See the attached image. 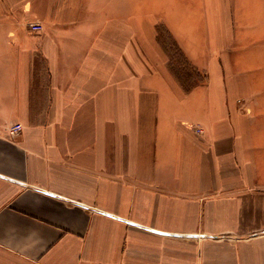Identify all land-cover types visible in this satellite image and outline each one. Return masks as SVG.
Wrapping results in <instances>:
<instances>
[{
    "label": "crops",
    "instance_id": "0c3cea01",
    "mask_svg": "<svg viewBox=\"0 0 264 264\" xmlns=\"http://www.w3.org/2000/svg\"><path fill=\"white\" fill-rule=\"evenodd\" d=\"M0 264H264V0H0Z\"/></svg>",
    "mask_w": 264,
    "mask_h": 264
},
{
    "label": "built area",
    "instance_id": "2783aa9c",
    "mask_svg": "<svg viewBox=\"0 0 264 264\" xmlns=\"http://www.w3.org/2000/svg\"><path fill=\"white\" fill-rule=\"evenodd\" d=\"M29 29L31 31H40L42 26L39 22H31L29 23ZM22 129L21 124L16 123L8 127V133L10 136L17 134ZM197 131L201 132V128H197Z\"/></svg>",
    "mask_w": 264,
    "mask_h": 264
},
{
    "label": "rangeland",
    "instance_id": "374dc122",
    "mask_svg": "<svg viewBox=\"0 0 264 264\" xmlns=\"http://www.w3.org/2000/svg\"><path fill=\"white\" fill-rule=\"evenodd\" d=\"M162 35H163V38H166L170 42H172V43L174 42L175 43V41L173 39L174 37H172L173 35H171V33L168 30H166V31L163 30ZM171 46H172V50L177 53V59H178V65H179L180 63H182V60H181L182 54H181L180 50L178 49V46L177 45L171 44ZM195 74L196 75H199V78L201 80L204 79V75L201 72H199V74L197 72H195Z\"/></svg>",
    "mask_w": 264,
    "mask_h": 264
}]
</instances>
